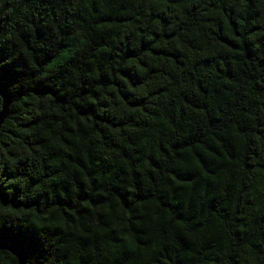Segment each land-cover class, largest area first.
<instances>
[{"label":"trees","instance_id":"trees-1","mask_svg":"<svg viewBox=\"0 0 264 264\" xmlns=\"http://www.w3.org/2000/svg\"><path fill=\"white\" fill-rule=\"evenodd\" d=\"M0 85L26 264H264V0H0Z\"/></svg>","mask_w":264,"mask_h":264},{"label":"water","instance_id":"water-1","mask_svg":"<svg viewBox=\"0 0 264 264\" xmlns=\"http://www.w3.org/2000/svg\"><path fill=\"white\" fill-rule=\"evenodd\" d=\"M0 96L2 98V109L0 111V127H1L8 114L9 106L11 104V96L9 95L5 87L1 85H0ZM0 247H7L17 255L19 264H26L23 256L14 247L9 246L7 244H1Z\"/></svg>","mask_w":264,"mask_h":264}]
</instances>
